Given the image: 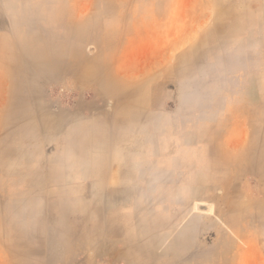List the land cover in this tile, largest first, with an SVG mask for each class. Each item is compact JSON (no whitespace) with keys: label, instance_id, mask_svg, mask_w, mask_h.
Wrapping results in <instances>:
<instances>
[{"label":"rangeland","instance_id":"374dc122","mask_svg":"<svg viewBox=\"0 0 264 264\" xmlns=\"http://www.w3.org/2000/svg\"><path fill=\"white\" fill-rule=\"evenodd\" d=\"M124 75L137 76L128 88ZM110 131L130 143L111 153L137 159L159 161L177 138L204 148L205 245L228 248L216 228L237 227L242 248L264 250L252 203L264 212V0H0V264H122L123 251L131 264L172 263L150 254L160 241L115 222L110 202L124 195L107 189L119 186L101 183L92 200L67 183L89 166L82 142L106 152Z\"/></svg>","mask_w":264,"mask_h":264},{"label":"crops","instance_id":"0c3cea01","mask_svg":"<svg viewBox=\"0 0 264 264\" xmlns=\"http://www.w3.org/2000/svg\"><path fill=\"white\" fill-rule=\"evenodd\" d=\"M136 78L135 75H124L120 85L128 88L133 85L130 81ZM109 134L111 136L104 138V143L107 145L106 152L98 148L94 149L93 144H98L97 140L82 142L93 143L87 155L84 154V159L80 158L89 162V166L82 164L73 167L74 170L69 176L74 179L67 182H71L73 186L71 191L80 193L79 197L86 195L94 200V194L98 192L101 183L107 186H119L117 188L110 186L107 189L108 192L120 189L116 193L122 192L124 195L110 202L115 208L122 209L121 216L115 218V222L126 228L125 235L130 236L131 233H135L146 241H160L162 249H154L150 254L153 257L170 256L171 264H180L184 261L186 264H264L263 249L257 248L254 243L245 249L239 245L238 242H243L245 237L237 227L228 229V232L216 228L219 231L217 233L226 240L222 241L228 242V248L219 249L212 255L210 246L205 245L204 240L210 235L211 220L209 216L196 214V210L209 206L212 190L210 160L204 148L199 146L180 148L177 138L176 142L170 144L176 147L158 154L159 161L149 160L143 152L137 153L139 154L137 159L135 152L130 150L122 149L111 153L110 145L130 143L125 140L118 143L115 132L110 131ZM67 139V137L61 138V142L66 143ZM70 139L76 141L77 138ZM137 144L140 145L139 139ZM69 155L70 153L65 151L62 153V158L68 160ZM76 158H79V154ZM100 158L107 162L102 166L105 169L102 174L96 172L97 161ZM112 160H117L121 165L113 169ZM117 194L113 197L116 198ZM231 201L235 209L242 210V200L235 196ZM252 203L255 225L259 226V223L264 225V212L260 214L258 201ZM261 208H264V199ZM160 220L162 227L152 229V225H160ZM250 237L259 241L261 239L258 231L251 232ZM121 254L122 264H131L132 254L125 251ZM91 255L96 256L98 253L92 251Z\"/></svg>","mask_w":264,"mask_h":264},{"label":"bare ground","instance_id":"6f19581e","mask_svg":"<svg viewBox=\"0 0 264 264\" xmlns=\"http://www.w3.org/2000/svg\"><path fill=\"white\" fill-rule=\"evenodd\" d=\"M223 14V13H222ZM221 16V15H220ZM221 21V20H220ZM225 28V27H224ZM153 67V65H151ZM147 83V82H146ZM6 111V110H5Z\"/></svg>","mask_w":264,"mask_h":264}]
</instances>
